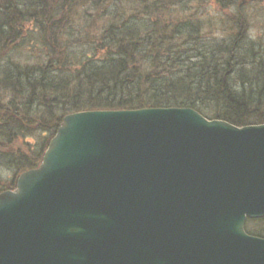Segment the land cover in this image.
<instances>
[{"label": "water", "instance_id": "95a60500", "mask_svg": "<svg viewBox=\"0 0 264 264\" xmlns=\"http://www.w3.org/2000/svg\"><path fill=\"white\" fill-rule=\"evenodd\" d=\"M263 218L264 123L82 111L0 193V264H264Z\"/></svg>", "mask_w": 264, "mask_h": 264}, {"label": "trees", "instance_id": "16d2710c", "mask_svg": "<svg viewBox=\"0 0 264 264\" xmlns=\"http://www.w3.org/2000/svg\"><path fill=\"white\" fill-rule=\"evenodd\" d=\"M206 2L218 18L200 16ZM246 2L0 0V193L12 182L3 172L15 186L38 167L73 113L193 108L264 123V47L248 34Z\"/></svg>", "mask_w": 264, "mask_h": 264}, {"label": "rangeland", "instance_id": "374dc122", "mask_svg": "<svg viewBox=\"0 0 264 264\" xmlns=\"http://www.w3.org/2000/svg\"><path fill=\"white\" fill-rule=\"evenodd\" d=\"M247 2L245 3V5L248 7L247 10L249 11V14L252 17L251 21H250L251 22V28L249 29L248 34L252 40H255L262 47H264V0H247ZM197 4L198 3H196V5H191V6L196 7ZM212 5L213 4H209L208 2L204 3L203 5H198V7H200V9H198V7H197V11H198V13H200V16L203 18L216 16L218 18L219 13H217L216 9ZM187 14H189V12H187V11H185L184 13H180L177 8H170V16L171 17L181 19V18H184V16H186ZM216 29H217L216 31H219L220 28L217 27ZM218 34L220 36L222 35V33H220V32H218ZM208 119H210V118H208ZM210 120H213V119H210ZM1 179H2V181H6V182L12 181L11 183H8V185L5 187V191L12 190L15 188L16 185L15 186L13 185L14 179H13L12 174L3 172ZM245 227L248 230H253L255 232H261V231L264 232V221L263 222L248 221L246 223Z\"/></svg>", "mask_w": 264, "mask_h": 264}, {"label": "flooded vegetation", "instance_id": "af4514ba", "mask_svg": "<svg viewBox=\"0 0 264 264\" xmlns=\"http://www.w3.org/2000/svg\"><path fill=\"white\" fill-rule=\"evenodd\" d=\"M264 219V218H263ZM263 219H260V220H263ZM253 221H259V220H253Z\"/></svg>", "mask_w": 264, "mask_h": 264}, {"label": "bare ground", "instance_id": "6f19581e", "mask_svg": "<svg viewBox=\"0 0 264 264\" xmlns=\"http://www.w3.org/2000/svg\"><path fill=\"white\" fill-rule=\"evenodd\" d=\"M245 229H246V227H245Z\"/></svg>", "mask_w": 264, "mask_h": 264}]
</instances>
